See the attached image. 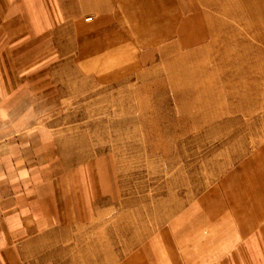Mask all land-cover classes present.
Here are the masks:
<instances>
[{
    "label": "rangeland",
    "instance_id": "rangeland-1",
    "mask_svg": "<svg viewBox=\"0 0 264 264\" xmlns=\"http://www.w3.org/2000/svg\"><path fill=\"white\" fill-rule=\"evenodd\" d=\"M173 1L194 40L134 49L130 71L111 78L113 68L86 71L77 46L61 55L50 26L35 31L40 7L90 25L83 0H0V111L12 104L8 117L27 124L38 173L26 195L53 217L22 264L124 262L137 245L125 246L131 232L116 240V225L156 236L171 204L251 155L264 172V0Z\"/></svg>",
    "mask_w": 264,
    "mask_h": 264
},
{
    "label": "crops",
    "instance_id": "crops-1",
    "mask_svg": "<svg viewBox=\"0 0 264 264\" xmlns=\"http://www.w3.org/2000/svg\"><path fill=\"white\" fill-rule=\"evenodd\" d=\"M177 4L173 0H83L77 14L90 13L91 20L85 21L92 22L90 25L65 21L73 11L58 12L54 17L40 7L46 17L36 18L34 28L41 32L42 22L46 28L50 26V38L61 55L77 46L78 55L94 64L86 71L113 68L111 78H116L120 72L130 71L127 63L134 49L163 54L166 40L180 33L183 46L194 40L188 33L192 28L186 24V13L177 11ZM4 88L1 83L0 89ZM17 109L9 104L0 111V264H22L28 246L40 242L53 221L43 213L41 199L26 195L28 176L36 178L38 167L28 147L27 124L8 117V110ZM256 158L251 155L201 195L171 204L166 229L156 236L138 226L130 230L116 225L114 238L134 233L125 246H137L127 260L115 264H264V172ZM55 217L62 227L70 226L68 219ZM140 239L143 244L138 243ZM82 249V255L92 254L90 246ZM109 254L120 253L111 248Z\"/></svg>",
    "mask_w": 264,
    "mask_h": 264
},
{
    "label": "built area",
    "instance_id": "built-area-1",
    "mask_svg": "<svg viewBox=\"0 0 264 264\" xmlns=\"http://www.w3.org/2000/svg\"><path fill=\"white\" fill-rule=\"evenodd\" d=\"M89 20H90V18L87 19V21H89Z\"/></svg>",
    "mask_w": 264,
    "mask_h": 264
},
{
    "label": "bare ground",
    "instance_id": "bare-ground-1",
    "mask_svg": "<svg viewBox=\"0 0 264 264\" xmlns=\"http://www.w3.org/2000/svg\"><path fill=\"white\" fill-rule=\"evenodd\" d=\"M262 5V4H261Z\"/></svg>",
    "mask_w": 264,
    "mask_h": 264
}]
</instances>
